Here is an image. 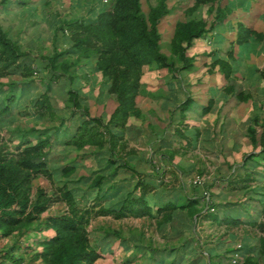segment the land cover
Segmentation results:
<instances>
[{"label":"rangeland","instance_id":"1","mask_svg":"<svg viewBox=\"0 0 264 264\" xmlns=\"http://www.w3.org/2000/svg\"><path fill=\"white\" fill-rule=\"evenodd\" d=\"M110 1L79 0L77 4L74 0H9L6 3H4L5 0H0V25L9 29L23 49L31 50L35 58V66L39 72L35 74L31 87L34 95L38 97L47 92V83L53 72L49 66L47 67V62L41 60V57H49L56 51L63 52L68 48L67 36L69 35L67 34L69 32L67 33L65 27L63 33L60 26L74 16L88 15L91 6L94 12H98L104 3L107 4ZM222 1L226 3L228 0ZM260 1L263 3L264 0ZM141 3L143 11L149 14L150 8L155 6L158 0H141ZM167 4L170 14L161 20L159 30L162 51L171 56L173 55L170 50L171 42L179 23L195 18L207 21L210 26L216 15L210 10L211 4L195 8V0H167ZM208 37L207 33L201 40H195L194 45L187 51L188 57L193 62L191 69L187 72H176L174 75V72H169L168 69H156L149 65L143 66L136 72L137 93L130 97L133 103L127 110L128 124L125 125L127 129L123 132V140H120L117 146L127 143L128 146L125 149L119 148L118 154L131 160L142 171L144 178L153 183L151 191H160L166 199L176 195L178 196L175 199L179 195L201 197L202 204L199 208L202 212L194 215V218L189 215H180L172 226L175 229L169 226L168 230L159 229L160 220L155 217L116 219L113 215L95 216L91 219L88 228L94 246L101 249L108 243L122 245L123 238H126L134 248H136L135 245L141 244L148 250L150 248L166 250L185 246L188 259L191 260L200 255L202 258L200 264H217L220 259L226 263H233L234 255L238 254L237 263L239 264L248 254L264 263V232L248 221L253 217L258 223H264V211L257 201L264 196V152L262 151L264 100H258L254 104L249 100L240 109L236 106L232 108L231 104L222 110L223 104L220 103L214 111H211L212 114L208 113L210 115L204 119L198 118L196 113L193 115L192 111L184 113L182 110L183 102L189 98L199 103H208L207 87L222 83L219 80L220 76L211 75V72L214 70L223 72L219 63L213 59L221 57L222 51L219 49H225L226 43L218 45L222 47L214 50L213 46H209ZM223 52H226V49ZM211 56L214 57L210 59ZM74 58L79 59L74 55H66L58 62H69V59L72 62ZM75 61L78 63L77 60ZM85 63L89 64L87 71L84 68L75 70L76 66L72 68V71L74 70L82 77L80 78L83 91L91 96L87 102L91 116L104 115L108 120L118 107L119 101L116 94L112 95L108 92V85L103 88L102 85L106 84L105 76L102 70H98L95 58L83 60L79 64ZM182 65V61L177 64L178 67ZM57 72L62 75L52 83L53 91L49 89L48 92H50L54 109L62 115L65 124L71 125V130L74 131V124L80 114L73 117L60 112L68 103L69 87L67 74H63L60 64ZM14 78L17 77H5L2 81L9 83ZM244 83V81L235 82L238 86ZM226 85V92L223 91L230 99V96L234 97V88L229 89L231 85L228 84V80ZM205 94L206 97H203ZM232 100L237 101V97L235 96ZM190 107L194 109L196 102H191ZM26 111H17L15 108L12 119H9L10 114L0 115V146L4 144L14 153L18 152L16 145L20 140L16 133L21 125L36 126L44 130L60 122L59 115L54 120L49 118L48 121L37 118L32 106L29 108L30 112ZM254 117H259L258 123H255ZM249 126H253L258 131L254 135L255 142L251 139ZM52 139V145L46 156L50 166L52 161L61 165L77 158L78 153L88 154L83 157L77 174L72 178L92 176L93 171L98 169L99 164L108 157V155H99L97 159L92 153L96 149L93 145L83 150L78 149V152L72 150V147L64 144L66 138L61 133L59 138L53 135ZM131 153L137 154L134 159H131L130 155H133ZM127 175L121 173L118 178L122 179ZM248 177L250 178L247 179ZM60 180L62 177L59 179L56 176L53 181L51 180L52 186L57 190L61 185ZM89 182L90 180H87L86 183L82 182L79 185L85 189ZM242 185L246 188H242ZM99 195L93 191L89 200L82 201L81 204H98L96 207L98 209L101 203L104 204ZM209 200L215 205L210 207L207 203ZM235 207L246 210L243 212V217L247 221L239 226H230L206 216L208 211L214 208L215 210L211 212L219 214L222 218L227 211ZM67 209L64 202H59L43 217L60 214ZM30 228L8 237H1L0 232V249L10 248L14 244L30 243L32 234L42 231L37 224ZM106 230H116L124 237L111 238L106 235L108 233ZM219 256L223 257L218 258Z\"/></svg>","mask_w":264,"mask_h":264},{"label":"trees","instance_id":"2","mask_svg":"<svg viewBox=\"0 0 264 264\" xmlns=\"http://www.w3.org/2000/svg\"><path fill=\"white\" fill-rule=\"evenodd\" d=\"M7 1L9 0H5L4 3ZM74 1L79 4V0ZM230 3L229 0L226 3L222 0H195V8L211 4L210 10L216 13V17L210 26L207 21L195 18L179 23L171 42L170 50L173 53L171 56L162 51L159 30L161 20L170 14L167 0H158V3L150 8L149 14L143 11L141 0H111L107 4L104 3L98 12H94L91 6L88 15L74 16L60 26L63 33L65 27L67 33L69 32L67 34L69 47L63 52L56 51L49 57H41L53 72L47 83V92L38 97L31 92L35 74L39 72L31 50H24L9 29L0 25V115L10 114L9 119H12L15 108L17 111L30 112L29 108L32 106L35 110L34 115L39 119L48 121L49 118L54 120L58 115L61 117L59 124L44 130L36 126L21 125L16 133L20 140L16 145L17 153L9 151L4 144L0 146L1 237L21 233L37 224L39 230L53 229L56 233L41 241L43 250L34 254L33 261L41 259L43 264H94L102 255V248L94 246L88 229L91 219L95 216L113 215L116 219L155 217L160 220L159 229L168 230L180 215L194 218V215L202 212L199 208L202 204L201 197L179 195L175 199L178 196L176 195L166 199L160 191H151L153 183L144 178L142 171L131 160L118 154L119 148L125 149L127 143L117 146L120 140H123V132L127 129L125 126L128 124L127 110L133 103L130 97L137 93L136 72L146 65L156 69H168L169 72H174V75L176 72L190 70L193 62L188 57L187 51L194 45L195 40L204 37L207 32L214 30L226 19ZM252 35L263 37L261 33L245 28L242 29L240 39L246 41ZM66 55L77 56L79 59H74L78 63L75 60L71 62V59L69 62H58ZM94 58L98 70H102L105 76L106 84L102 85L103 88L108 85V92L112 95L116 94L119 101L118 107L108 120L104 115L91 116L87 104L91 96L83 91L82 77L72 71L74 66H76L75 70L84 68L87 71L89 64L79 63ZM180 61L183 65L178 67ZM214 61L219 63L226 77L229 78L230 74L235 72L228 60L218 58ZM59 64L63 74H67L69 87L68 103L60 112L73 117L80 114L74 124V131L71 130V125L65 124L62 115L56 112L48 92L49 89L53 91L52 83L62 75L57 72ZM9 76L17 78L9 83L2 81V78ZM235 96L245 101L251 96L254 97V94L241 91L234 92ZM191 102H194L191 98L183 102L184 113L191 108ZM210 107L212 102L204 107L205 114ZM258 118L255 117V123H258ZM248 130L252 141L255 142L254 135L258 132L257 129L249 126ZM60 133L66 138L64 144L72 147V150H83L93 145L96 149L92 153L97 159L99 155H108V157L99 164L98 169L93 171L92 176L72 178L77 174L83 157L88 154L78 153L77 158L61 165L52 161L50 166V161L46 160L47 151L52 145V136L56 135L59 138ZM262 151L264 152V147ZM131 154H133L130 155L131 159L137 155ZM121 170L130 177L118 178ZM54 176L59 179L62 177L58 190L52 186L51 180H54ZM87 180H90L88 187L81 188L79 184L86 183ZM241 187L246 188L245 185ZM93 191L97 195L100 194L99 197L104 201L98 209H96L98 204H81L82 201L89 200ZM257 201L264 211V196ZM59 202L67 205V211L43 217ZM207 203L209 206L215 205L210 200ZM212 210L215 209H210L206 214L208 218L230 226H239L247 221L242 216L246 211L244 208H232L222 218L219 214L212 213ZM251 219L248 221L264 232V223H258L253 217ZM106 231L108 232L106 235L111 238L124 237L116 230ZM123 239V244L130 245L129 240ZM137 247L145 250V246L141 244ZM186 256L185 246L166 250L152 249L150 253L153 264H200L202 260L200 255L191 260ZM220 263L239 264L226 263L222 259L217 261V264ZM241 264L264 263L248 254Z\"/></svg>","mask_w":264,"mask_h":264},{"label":"crops","instance_id":"3","mask_svg":"<svg viewBox=\"0 0 264 264\" xmlns=\"http://www.w3.org/2000/svg\"><path fill=\"white\" fill-rule=\"evenodd\" d=\"M228 8L230 9L227 10L228 13L226 19L219 23L214 30L207 32L209 34L207 40L208 43H210L209 46H213L214 50L222 47L218 45L226 43L224 46L226 52H223L225 49H219L222 51L220 53V58L228 60L229 64L235 69V72L230 74L229 78L226 77L224 70L222 73L217 70L211 72V75H219V80H221L220 82L222 83H216L215 85L207 87L208 103H199L196 100H193L196 102V107L194 109H189L188 111H192L193 115L196 113L198 118L203 117L204 119V117L212 114L211 111H214L215 107L220 105V103L223 104L222 110L229 107L231 104L232 108L236 106L237 109H240L247 104L249 100L253 101V104L257 103L256 101L258 100H264V1L262 3L260 0H241V2L239 0L238 2H231ZM213 13L216 15L215 12ZM245 28H251L258 33H261L263 37L261 38L252 35L246 41L242 40L240 39V35L242 29L244 30ZM205 36L206 35H204V37ZM201 39L202 38H199L197 40ZM239 40H242V42H239ZM212 57L214 56H211L210 59H212ZM215 59L218 58L215 57ZM227 80L228 84L231 85L229 89L233 87L234 92L238 93L244 91L246 93L254 94V97L251 96V98L245 101L239 100L238 98L237 101H233V96H230L229 99L225 93ZM236 81H244L245 83L244 85L241 84L238 86L235 84ZM236 88L238 90H236ZM203 97H206V94ZM211 102L212 107H210L209 111L205 114L204 107ZM121 173H125L124 170H121L120 174ZM129 177L130 175L128 174L125 178ZM55 233L56 232L53 229L36 232L32 234L33 237L31 238L30 243H19L14 244L10 248H1L0 264H42L41 260L33 261L34 254L43 250L41 241L46 237L54 236ZM137 245H135L136 248H134V246L129 244H107L105 245V248H102L101 257L98 258L94 264H152L150 258L151 251L148 249L140 250ZM138 255H140V257H138ZM124 256L125 259H123Z\"/></svg>","mask_w":264,"mask_h":264},{"label":"built area","instance_id":"4","mask_svg":"<svg viewBox=\"0 0 264 264\" xmlns=\"http://www.w3.org/2000/svg\"><path fill=\"white\" fill-rule=\"evenodd\" d=\"M238 256H239V254L234 256L233 263H237ZM0 262H1V257H0Z\"/></svg>","mask_w":264,"mask_h":264}]
</instances>
